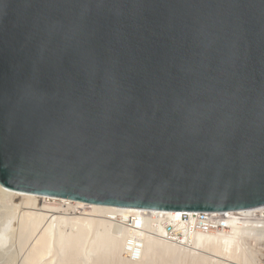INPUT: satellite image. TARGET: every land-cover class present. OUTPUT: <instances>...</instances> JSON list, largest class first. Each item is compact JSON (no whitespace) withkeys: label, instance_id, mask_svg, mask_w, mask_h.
<instances>
[{"label":"water","instance_id":"1","mask_svg":"<svg viewBox=\"0 0 264 264\" xmlns=\"http://www.w3.org/2000/svg\"><path fill=\"white\" fill-rule=\"evenodd\" d=\"M0 185L264 206V0H0Z\"/></svg>","mask_w":264,"mask_h":264},{"label":"bare ground","instance_id":"2","mask_svg":"<svg viewBox=\"0 0 264 264\" xmlns=\"http://www.w3.org/2000/svg\"><path fill=\"white\" fill-rule=\"evenodd\" d=\"M0 195L3 197H7L11 201H15L17 199L21 200L19 201V203H16L17 204L16 206L19 207L20 208L19 210L22 211V217H24L25 220L27 219L26 221H30L33 230H37L38 227L41 224H43L40 227L39 232L37 233V237L33 241L32 245H30L29 255H28L29 261L27 260L28 264H34L35 262H37L38 258L40 259L42 258L41 256H43L45 253L47 252L49 253V248H50L49 243L51 241V236L53 231L52 225L54 222H58L61 224L69 223L71 226L75 227L78 231L81 229L88 230L92 227V225L99 224L102 229L101 233H103L102 235H104V237L106 236L107 240L105 238L104 239L109 243V245L112 244V247L116 246L118 248L116 249L113 247L114 249L117 250L116 254L119 253L120 255V253L121 254L123 253L122 255H124L125 258L123 256L122 258H124L125 262L127 260H130L128 254L130 252L131 247L126 246L125 241L122 239V234L119 233V231L121 230H117L118 226L119 227L121 226L120 228L124 233L125 232L129 233L131 238L133 239L136 238L138 240H141L142 246L144 248L140 260L145 259L144 257L151 255L156 250L163 251L170 255L174 254V256L175 254L183 255V254H190L192 252L194 253L196 251L199 254V251H209L212 252L213 254L218 253L220 255H223L226 258L224 259L229 262L227 264L230 263L248 264V262L245 260V257L242 259V257L238 254V252H236L237 248L234 247L235 245H237L238 238L245 235L247 238L249 237L251 240H254L257 243L260 242L264 243V219L257 220L251 223L245 219L235 220L234 217H232L228 221L229 229L227 231L224 232L211 231L208 233L195 232L194 234H192L189 242L186 241L185 243H180V242H174V241L172 242L166 240L164 236H166L167 234V229L162 225L156 229H153L152 231H149L153 234L145 231L144 228L141 229V226L139 225L142 221V217H141L142 212L148 210H140V208H128V207H119L112 205L92 204L78 200L71 201L72 199H68V198L64 199L61 197L57 198L54 196L49 197L48 195L12 190L1 185H0ZM46 199L59 200L62 202V205H66V206L65 208L54 207L50 204H47V202L45 201ZM73 202L77 204L78 208L83 207L82 211L80 212L78 211L80 214H76V215L74 213L71 214V212L69 211L74 209L71 208L72 204H70ZM86 206L90 207V209L89 210L84 209ZM166 211H168L166 213L169 215V217L175 220H179V216L182 214V211H178V210L177 211L166 210ZM237 211H239L241 214H247L250 210L243 209ZM185 240L186 239H183L182 241ZM260 249L262 250L263 248L261 247ZM200 255L202 254L200 253ZM260 259H264V257L262 258L260 257ZM128 262H130L131 264L133 263L135 264V262H140V261L130 260ZM220 262L221 264H226L221 260Z\"/></svg>","mask_w":264,"mask_h":264},{"label":"rangeland","instance_id":"3","mask_svg":"<svg viewBox=\"0 0 264 264\" xmlns=\"http://www.w3.org/2000/svg\"><path fill=\"white\" fill-rule=\"evenodd\" d=\"M19 201L21 200L17 199L15 201H11L7 197H3L0 195V264H28L27 260L29 261L28 255L30 245H32L33 241L37 237V233L39 232L40 227L43 225L41 224L37 230H33L30 221H26L27 219L25 220L24 217H22V211L19 210L20 208L16 206V203H19ZM45 201L47 202V204H50L57 208H65L66 206L62 205V202L59 200L46 199ZM70 204H72L71 208H74L73 210H69L71 214H80L79 212L83 210V207L78 208L77 204L74 202ZM84 209L89 210L90 207L86 206ZM52 230L51 241L49 243V253L47 252L43 256H41L42 258H38L37 262H35L34 264L130 263L128 262L131 260L130 258V260L126 261L127 263L124 261L125 257L124 255H122L123 253H120V255L119 253H117L118 255L116 254V249L118 248L116 246H113L114 248H116L114 249L112 247V244L109 245V243L106 241V236L104 237V235H102L103 233H101L102 229L99 224L92 225V227L88 230L81 229L78 231L69 223L61 224L58 222H54L52 225ZM244 236L238 238L239 243L237 242V245L234 246L238 249H236V252H238L242 259L245 257V260L248 262V264L264 263V259H260V257H264V243H257L254 240H251L249 237L248 239L246 236ZM261 247L263 248L262 250L260 249ZM208 252L209 251H199L198 254L196 251L190 254H175L174 256V254L170 255L163 251L156 250L151 255H148L149 258L147 256L144 257L145 259L142 258L143 260L139 259L140 262H135V264H221L220 260L225 262L226 264L229 263L225 260L226 258L223 255ZM200 253L202 255H200ZM122 256L124 258H122Z\"/></svg>","mask_w":264,"mask_h":264},{"label":"built area","instance_id":"4","mask_svg":"<svg viewBox=\"0 0 264 264\" xmlns=\"http://www.w3.org/2000/svg\"><path fill=\"white\" fill-rule=\"evenodd\" d=\"M148 210L142 212V221L139 226L141 229L149 232L153 229L163 226L167 229V234L164 236L168 241L185 243L189 242L192 234L195 232L208 233L211 231H227L229 229L228 221L232 217L235 220L245 219L248 222L264 219V206L249 209L247 214H241L239 211H182L179 220H175L166 213V210ZM121 227V226H120ZM119 226L117 230L122 234V239L126 246L131 247L128 254L131 260H139L142 257L143 246L141 240L133 239L130 234L123 232ZM151 233V232H149ZM153 234V233H151ZM155 234V232H154ZM186 239L185 241H182Z\"/></svg>","mask_w":264,"mask_h":264}]
</instances>
